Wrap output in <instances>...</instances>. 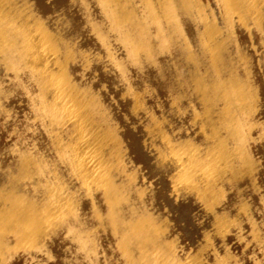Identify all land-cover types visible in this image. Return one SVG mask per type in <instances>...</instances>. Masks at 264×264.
<instances>
[{
  "label": "bare ground",
  "instance_id": "obj_1",
  "mask_svg": "<svg viewBox=\"0 0 264 264\" xmlns=\"http://www.w3.org/2000/svg\"><path fill=\"white\" fill-rule=\"evenodd\" d=\"M253 29L264 31V0H0V116L26 129L40 119L45 137L0 148V264L15 245L49 250L62 228L93 264L103 237L127 264H219L212 256L243 219L263 240L243 196L245 185L257 193L261 168L247 146L256 118L247 130L243 117L264 112ZM165 93L174 100L158 114L149 97ZM231 186L240 194L227 202Z\"/></svg>",
  "mask_w": 264,
  "mask_h": 264
},
{
  "label": "rangeland",
  "instance_id": "obj_2",
  "mask_svg": "<svg viewBox=\"0 0 264 264\" xmlns=\"http://www.w3.org/2000/svg\"><path fill=\"white\" fill-rule=\"evenodd\" d=\"M49 1H53V0H49ZM203 1L207 4L213 3V0H203ZM263 32L264 31H261V30L258 32V29H253V31H252V37L254 36L253 38L255 39L254 41H255L256 45H254L255 50H254L253 45L249 47V50H251V49H252V51L254 50L255 52L254 51L253 52L256 55H261L260 53H264V51H263L264 50V44H261L263 41L262 38L264 37ZM237 35L242 39H244L246 36H248V34L247 33L244 34V31H242L241 29L238 30ZM261 36H262V38H261ZM119 53H121V52L119 51ZM252 67L253 68H251V70L253 72L251 71L252 73L250 75L251 76L250 79L252 78L251 83L255 82L253 85H255V86L258 85V87H262L263 86V78H262L261 74L259 73V69L257 67V64L255 63ZM129 71H131V72H129ZM129 71H128L129 74H127L129 78L135 79L138 77L136 75L138 73L135 72L136 70L131 69ZM253 73L255 76L253 75ZM77 77L82 78L81 75L78 73H77ZM257 83H259V84H257ZM20 92H21V94H24L23 91L20 90ZM161 95H163V96H161ZM161 95H158V96L155 95L154 96L152 94L149 97V104L150 105L152 104L151 105L152 109H154V111L156 113L158 112V114H160L163 111V109H165L167 107V105H169L171 103L170 100L171 101L174 100L173 99L174 97L172 96L171 93L170 94L165 93V95L164 94H161ZM170 95H171V97H169ZM152 97H153V99H152ZM156 97H157V100H156ZM261 97H262V98H260L261 102L264 104V95L262 94ZM169 98H170V100H169ZM10 99H12V98H10ZM167 99L169 100L170 103L168 102ZM165 101H166V103H164ZM22 103H24V102H22ZM163 103H164V105H163ZM258 110H259V112L262 111L261 115L258 111H256L254 114L255 116L250 115L248 117L249 114L245 113L246 115H244L243 117H244L245 126L247 127V130H249L248 128L250 127V124L255 121L254 120L255 118H256L255 122L257 124L259 123L258 125L256 124L254 129L252 130V136H254V138L251 136V138L248 141L249 144L247 143L248 149H250L249 151L254 156V158L256 160H258V162L261 165L260 166L261 167L260 173L257 177V182H259L258 183L259 188H258L257 193H254L249 186L245 185L243 187V196H245L244 198L247 201H249V199H250L251 200L250 202L252 203V205L255 206V207H253L254 212H255L254 213V222L256 224H258L260 226V228L262 229V239L263 240L259 241V240L255 239L256 236L254 234V230L252 227L253 222L249 221L248 219L241 220L239 223L234 224L229 229V231L226 233L223 245L221 247H218V249L216 250V254L213 255L214 257L212 256V258H215V256L217 255L216 257L219 259V264H228V263H231V264H264V223H263V221H264V213H263L264 212V122H263L264 112H263V110H260V109H258ZM186 113L187 112H185L184 115L179 114L180 118L177 117V119L179 118L178 120L180 121V119H181L183 122V120L185 118L184 122L187 121L186 123L188 124L190 122L189 121L190 115H187ZM185 116H188V117H185ZM2 119L3 118H1V116H0V124H1L0 125V148H2L3 145H10L12 143H16L17 141H19V139L21 140L22 136L24 138L26 136V134H27V137L24 139L22 138L25 141V143L29 144V143H33V142L35 143L36 142L37 144L44 146L45 137L43 136V134H40V131L43 129V124H42V121L40 119H34L33 118L32 120H30V127H28L27 129H26L27 126L25 124L26 122L23 121V119H21V118H18V119H17V117L11 118L9 120V123L13 122L14 124L12 123L13 124V126H12V124L8 123L7 127L5 125H3L4 123H3ZM19 119L21 120V122ZM31 121H33V122H31ZM34 121L37 123H35ZM20 123L22 124V126L20 125ZM31 123H33V124L35 123L37 125H35V124L31 125ZM18 124L20 126V130H19ZM247 124H248V126H247ZM3 127H6V129L4 128L5 131L2 129ZM17 129H18V131H17ZM21 130L23 132L24 131L26 132V133L24 132L25 135H23L24 133H22ZM18 133H20V135ZM20 136H21V138H20ZM7 139L10 141V142L8 141L9 144L7 143ZM10 139H12V140H10ZM152 180L153 179H152L151 175L149 174V181L151 182ZM71 182H73V184H75L74 180H72ZM260 186H262V187H260ZM57 190H60V193H62L64 191V189L62 190V188H60V189L57 188ZM64 192H66V191H64ZM66 193L68 196H70L68 194V192H66ZM66 193H63V195L61 194L60 195L61 198L63 196L66 197ZM238 193L240 194V191L235 186L225 188L226 201L230 202L231 200L236 199L239 196ZM253 194H255V195H253ZM257 194H258V196H257ZM64 197L62 198L63 203L61 201V204L62 205L64 204L62 206V208L67 207V209H68L71 204L66 203V202L70 201L68 199L70 197H68V198L66 197L65 199H64ZM254 197H256L255 200H253ZM81 199H82L83 204H85L86 201H85L84 196H82ZM66 205H68V206H66ZM227 208L230 211L233 210V208H231V206H229V203H227ZM67 209H64V210L61 209V210L65 211ZM83 213L85 214V217L87 218V221L90 222V224H92V225L96 224V218L94 217L92 210L90 208L85 207ZM194 213L196 216V220L200 225V231H203L205 229L203 226L205 223L204 218H203V207L197 206L194 210ZM260 224H262V225H260ZM178 231L180 232V230L178 229V226L175 225L173 232L177 233ZM66 234H67L66 228H62L59 230V232L56 234L55 237L50 238L49 236H47L48 247L50 249L49 250H42V251H39L36 253H32V252L28 251V249L26 250V248H22L23 246H21V245H15L12 247V249L10 248L8 250L9 252H8L7 257L5 259V262H3V264H38V263L39 264H66V260L64 258L65 256H64V254L61 253L62 250H67L69 255L75 258L76 264H93L91 257L86 256V254L82 251L80 252L75 247L73 240L70 237L68 238V235H66ZM115 242L116 241L113 238H112L111 242H109V240L106 237L102 238V247H100V252H99V261L101 262V264H127L126 263L127 261L124 258V255H123L121 249H119V246ZM193 247H194L193 244L186 237L180 238V247L178 249V252L183 259L187 260L190 257ZM12 256H13V258H12ZM227 257H228V260H227Z\"/></svg>",
  "mask_w": 264,
  "mask_h": 264
}]
</instances>
